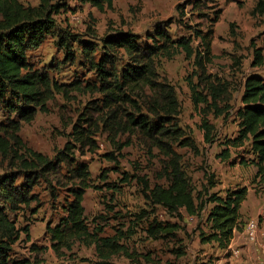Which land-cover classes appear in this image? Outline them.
Wrapping results in <instances>:
<instances>
[{"label":"rangeland","instance_id":"obj_1","mask_svg":"<svg viewBox=\"0 0 264 264\" xmlns=\"http://www.w3.org/2000/svg\"><path fill=\"white\" fill-rule=\"evenodd\" d=\"M16 1L24 9L36 8L40 2ZM259 1L264 3V0H114L110 9L104 6L102 10L78 0L48 1L61 2L64 6L54 16L56 31L67 30L79 37L91 32L99 39L130 34L145 48L152 46L154 29L159 26L172 41L190 40L193 49L200 45L196 33L210 34L211 61L200 69L181 52L170 60L156 59L154 90L127 89L121 93L124 101L108 105L98 91L99 75L84 62L75 44L71 45L75 61L68 60L69 52L56 46L54 34L30 50L26 54L27 64L31 71L47 76L49 100L43 111L25 123L19 122L5 107V102H11L7 94L0 99V177L17 174V158H26L25 150L49 160L64 153L68 162L35 182L30 192L34 201L29 209L9 214L18 228L29 229V239L21 235L12 246L11 260L28 264H175V253L184 251L182 243L188 241L187 236L193 239L197 236L199 241V232H207L204 216L210 207L187 223L183 212L182 219L177 221L149 204L148 190L167 186L168 164L172 159L178 162L194 195L202 190L208 175L217 183L211 193L218 192L221 197L227 190L246 189L239 208V228L242 230L249 221L258 224L257 242L251 244L243 239L256 246V254L262 257L259 250L264 246V183L255 176L256 169L245 163L251 160L243 153L246 147L230 149L231 157L226 163L217 158L224 149L223 143L236 136L234 114L241 108L244 80L250 75L264 80V65L253 67L254 51L260 52L264 60V18L257 12ZM80 38L83 43L97 46L90 54L97 63L102 55L98 52L99 42L86 36ZM127 66H132V61L119 50L105 71L115 75ZM190 87L206 97L208 104L214 103L220 115L216 116L213 107L194 108ZM167 92H172L177 102L172 119L177 137L161 138L160 150L155 147V141L148 140L137 129L124 126L126 116L153 123L163 117ZM200 120L213 127L210 144L203 141ZM13 124H17V131L11 130ZM74 131L89 138V147L74 141L71 135ZM185 140H190L191 147L181 146ZM167 149L172 159L165 154ZM111 155L114 160L105 158ZM242 160L245 166L240 164ZM75 164H84L89 173L81 204L86 225L89 230L102 229L101 238L133 233L118 241L132 255L131 259L117 254L102 260L93 247L79 244L69 253L61 251V256L50 249L46 226L58 225L64 216L61 206L72 200L69 190L79 187L80 182L71 179ZM15 185H21V180ZM33 210L37 211L35 215ZM152 221L176 223L180 230L151 238L146 230ZM188 226L192 230L187 231ZM209 245L216 248L213 243Z\"/></svg>","mask_w":264,"mask_h":264},{"label":"trees","instance_id":"obj_2","mask_svg":"<svg viewBox=\"0 0 264 264\" xmlns=\"http://www.w3.org/2000/svg\"><path fill=\"white\" fill-rule=\"evenodd\" d=\"M49 0H40L36 8L24 9L16 0H0V99L7 94L11 102H5V107L13 113L19 122L29 123L33 120L38 111H43L45 103L49 100L48 93L50 82L45 75H40L30 70L27 64L26 54L37 48L46 37L54 34L57 39L56 46L69 52L68 60L75 61L74 51L71 45H76L84 62L90 69L99 75V92L103 94L105 104L112 105L124 101V90H135L140 88L154 90V61L156 59L170 60L179 52L183 53L187 60H193V64L202 69L204 63L211 61V39L210 34L205 36L196 33L199 40L198 48L191 47L190 40L179 39L172 41L165 30L156 26L152 36L151 47H141L136 43V37L130 34H113L104 38H97L93 33L88 32L84 36L96 40L100 44L101 59L95 63L90 54L97 46L81 42L80 37L73 35L67 30H55L54 16L64 9L61 2L50 4ZM114 0H78L97 10L105 6L111 8ZM231 1V0H229ZM257 12L264 18V3L259 1ZM122 50L132 61V66H127L115 75L105 71L106 65L110 63L113 55ZM253 67L260 68L264 65L261 53L257 50L253 53ZM204 66V65H203ZM130 87V88H129ZM192 104L194 108L205 106L214 108L216 116L220 115L215 104H208L206 97L197 94L193 87H190ZM166 108L164 116L156 122H147L141 117L131 118L126 116L124 127L137 129L148 140L155 141V147L161 150V138L168 137L176 139V128L172 122L177 112V102L172 92L165 96ZM241 108L234 118L236 123V136L232 140L223 143L224 149L217 158L222 163L229 161L230 149L238 150L246 147L243 153L250 157L245 162L256 169V177H260L264 183V80L258 75L248 76L243 83L240 96ZM158 117V115H155ZM13 131H17V124L11 125ZM199 130L203 133L205 144L212 142L211 133L213 127L207 122L200 120ZM72 138L75 142L88 146L90 140L83 136V133L73 132ZM16 140V137L13 136ZM190 140L181 143L183 147H191ZM17 144V143H16ZM19 145V144H18ZM22 147V146H20ZM5 151V148H2ZM23 149V148H22ZM169 152V154H167ZM165 154L172 159L170 151ZM26 158L19 160L17 174L9 173L0 177V264H28L27 261L16 262L10 259L12 246L18 242L20 236L29 239L28 227L18 228L10 218L9 214L17 213L21 209H29L34 198L30 195L32 186L36 181L45 179L63 163L68 162V156L58 153L53 160L44 156L25 150ZM108 160H114L113 156H105ZM70 161V160H69ZM242 160L241 165H246ZM168 179L166 187L155 186L148 190L147 200L152 207L161 208L170 218L181 220V212L188 217H198L202 211L205 212V226L207 232L199 233L200 244L213 243L220 250H226L233 236L234 231L239 228V208L246 197V189L225 191L221 197L218 192L211 193L217 183L213 176L205 178L202 190L193 194L189 183L186 181L178 162L173 159L168 164ZM71 179L77 180L79 187L69 190L71 202L61 206L63 218L57 226L50 228L46 226L49 247L55 255L61 256L62 252H71L75 244L84 247H93L102 260H108L112 256L122 254L131 259L118 241L126 235L133 233L119 234L117 238H101L102 229L89 230L83 215L82 199L84 190L88 188L86 182L89 176L87 166L75 164L71 170ZM21 180V185L15 183ZM33 215L37 211H31ZM144 217L143 215L141 218ZM140 219V218H139ZM180 230L176 223H163L152 221L146 230V235L154 238L158 235H171ZM178 251V250H177ZM184 255V251L175 253L177 258ZM149 261L146 258V262Z\"/></svg>","mask_w":264,"mask_h":264},{"label":"crops","instance_id":"obj_3","mask_svg":"<svg viewBox=\"0 0 264 264\" xmlns=\"http://www.w3.org/2000/svg\"><path fill=\"white\" fill-rule=\"evenodd\" d=\"M194 218L196 217L186 216L185 219L187 223H192ZM189 230L192 229L188 226L187 231ZM191 237V235L190 237L187 236L188 243H182L184 255L173 258L176 261L175 264H264V257L256 254V246L248 244L243 239L242 230L233 233L226 250L213 248L209 244L202 245L199 243L197 236L194 239ZM262 242H264V239ZM210 248L214 250H210Z\"/></svg>","mask_w":264,"mask_h":264},{"label":"built area","instance_id":"obj_4","mask_svg":"<svg viewBox=\"0 0 264 264\" xmlns=\"http://www.w3.org/2000/svg\"><path fill=\"white\" fill-rule=\"evenodd\" d=\"M259 233V226L255 222H247L242 228L243 238L251 244H255L257 242V234ZM260 253L264 257V246H260Z\"/></svg>","mask_w":264,"mask_h":264}]
</instances>
